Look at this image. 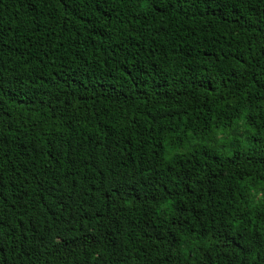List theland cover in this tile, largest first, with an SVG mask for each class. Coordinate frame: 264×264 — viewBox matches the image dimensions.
I'll use <instances>...</instances> for the list:
<instances>
[{"label":"trees","instance_id":"1","mask_svg":"<svg viewBox=\"0 0 264 264\" xmlns=\"http://www.w3.org/2000/svg\"><path fill=\"white\" fill-rule=\"evenodd\" d=\"M0 264H264V0H0Z\"/></svg>","mask_w":264,"mask_h":264}]
</instances>
